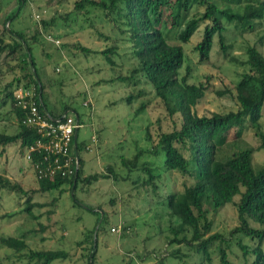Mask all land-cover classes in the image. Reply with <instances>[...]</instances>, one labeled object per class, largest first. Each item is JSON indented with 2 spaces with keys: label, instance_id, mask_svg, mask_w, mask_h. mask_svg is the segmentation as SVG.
<instances>
[{
  "label": "rangeland",
  "instance_id": "374dc122",
  "mask_svg": "<svg viewBox=\"0 0 264 264\" xmlns=\"http://www.w3.org/2000/svg\"><path fill=\"white\" fill-rule=\"evenodd\" d=\"M76 1L79 0H26L14 21V28L25 36L30 45L34 68L47 99L45 101L43 97L46 109L50 111L52 108L53 112L59 113L65 104L70 106L82 124L77 131L76 141L86 145L91 134L96 137L95 144L88 143L86 146L89 149L79 152L84 161L81 171L84 176L95 173L107 175L105 167L111 166L117 175L125 177L126 171L120 165V158L131 159L139 147V151L143 152L139 167L146 164L153 173L159 174V181H153L157 189L154 191L152 184H141L145 176L139 170L133 171L130 179L122 182L102 178L85 185L78 184L73 193L67 192L66 188V192L61 194L57 190L34 194L31 202L42 206L33 210V214L38 217L35 221L23 211L26 206L24 198L2 192L0 236L17 238L23 235V241L30 249L62 250L67 253L64 260L49 264H88L87 255L92 249L95 250L92 264H218L217 253L214 254L216 243L209 246V261L205 260L195 245L167 244L171 239H181L184 234L178 231V223L169 216L163 203L167 193L180 191L181 179L163 171L158 156L148 150L158 133L176 127L177 118L166 115L151 88L139 76L135 75L138 85L131 89L125 83L112 82L118 75H129L133 64L127 49L129 45L122 40L119 31L122 21L114 14L105 17L98 9L86 8L75 13L73 3ZM222 7L243 14L248 12L243 6ZM15 8V0H0V34L4 19ZM202 11L203 8L198 5L190 6L186 13L181 14V24L199 16ZM170 17V11L165 10L161 26L168 44L180 45L183 51L184 63L179 77L185 74V67H188L186 83L205 88L193 112L197 116H208L210 113L234 111V85L246 67L230 62V58L244 62L246 46H255L264 55V38L258 41L260 36L264 37V23L254 33L242 37L226 26L228 31L223 35L224 46L228 47L227 56L219 52L216 39L213 38L208 59L200 62L194 46L201 38L205 23L198 25L187 43L179 44L176 34L181 28H171ZM4 40L10 42L7 37ZM114 44L119 50L112 59L114 65L109 67L96 53ZM76 45L90 52L83 54L74 47ZM5 55L6 52L0 54V133L10 136L16 133V123L11 115L12 106L16 108L14 94L19 89H35L23 79L15 81L30 72V69L20 71L17 58ZM9 92H12L11 98L7 97ZM129 93H139V97L127 103L125 99ZM2 101L5 104L2 105ZM140 104L146 108L135 116L134 112ZM260 124L264 130V107ZM146 128L151 143L145 141ZM238 146H248L254 150L253 169L264 163V154L257 150L258 142L251 130L243 131ZM19 155L17 145L6 148L0 156V175L19 183L23 190L30 191L35 187L32 170ZM136 178H139L137 187L131 184ZM51 199H56L53 213L52 207L47 206ZM237 199L234 198L233 203ZM128 200H131L129 204ZM88 209H93L98 215L88 212ZM103 214L105 218L101 221ZM209 218L212 228L207 236L218 234L235 241L229 234L237 223L232 204L224 206L217 214H210ZM85 233L89 236L88 242L77 246L76 242ZM232 242L229 243L231 252L228 251V259L233 264H244L240 252L232 247ZM242 243L248 247L255 245L254 241L248 240H242ZM261 248L264 249V239ZM0 259L4 264L27 263L18 254L13 255L11 251L3 249H0ZM249 261L246 259L247 263Z\"/></svg>",
  "mask_w": 264,
  "mask_h": 264
},
{
  "label": "trees",
  "instance_id": "16d2710c",
  "mask_svg": "<svg viewBox=\"0 0 264 264\" xmlns=\"http://www.w3.org/2000/svg\"><path fill=\"white\" fill-rule=\"evenodd\" d=\"M15 1V10L2 23L0 54L6 52L5 56L14 55L20 65V71L30 69V72L24 73L15 81L20 82L23 79L26 84L31 83L34 86L37 106L50 120L59 119L63 113L68 114L71 111L80 122L78 114L66 104L59 113L53 112L52 108L47 111L43 97L45 101L47 99L34 68L30 45L25 36L14 28V21L26 0ZM193 5L202 7V13L181 24V14L186 13ZM222 6H243L242 8L248 9V12L244 14L240 11L233 12L230 8ZM86 8L101 10L105 17L114 14L122 21L120 23L122 29L119 31L123 36L122 40L129 45L127 49L133 64L129 75H118L112 79V82L125 83L131 89L138 85L136 78L134 79L135 75L139 76L151 88L166 115L177 118V125L173 121L176 127L158 133L154 143H151L147 128L144 131L145 141L150 142L152 146L148 152L158 156L163 171L181 179L180 191L167 193L163 203L169 216L178 223V231L184 234L181 239H171L167 244L195 245L205 260L209 261V246L216 243L214 254L217 253L218 264H233L228 259V251L231 252L229 243L232 240L218 234L207 236L212 228L210 214H217L224 206L232 204L235 207L237 222L229 233L235 239L232 247L240 252L244 264H264V249L261 248L264 239V163L253 169L254 150L248 146H238L243 131L249 129L257 139V150L264 154V130L260 124L264 107V55L255 46H246L244 62L230 58V62L246 67V71L240 75L234 85V111L197 116L193 108L203 96L205 88L202 85L186 83L188 67H185V74L179 77L184 63L183 51L180 45L168 44L161 26L164 11H170L171 28H181L176 34V40L179 44H185L195 33L198 25L205 23L201 38L194 46L199 61L208 59L213 38L216 39L219 52L226 57L228 47L224 46L223 35L228 31L226 26L231 31L237 32L239 37L254 33L261 23H264V0H79L73 3L75 13ZM110 21L113 22L114 19ZM4 37L10 42H5ZM263 38L260 36L258 41ZM74 47L83 54L90 52L78 45ZM117 50L119 49L114 44L96 55H100L105 64L112 67L114 65L112 59L117 55ZM11 93L9 92L7 97L11 98ZM137 97L139 93H129L125 100L130 103ZM4 101L1 102L2 105L5 104ZM12 107L11 115L16 123V133L10 136L0 133V156L5 152V148L12 145H17L19 153L22 154L25 147L37 138L32 129L21 125V111L17 107ZM145 108L144 104H140L134 115L138 116ZM84 145L75 139L77 170L69 179L53 182L35 181L34 189L25 191L19 183L0 175V194L3 192L24 198L26 206L23 211L35 221L38 217L33 214V210L42 206L31 202L34 194H45L51 190H57L61 194L66 188L67 192L73 193L78 184L85 185L102 178L122 182L129 180L133 171L139 172V170L145 176L141 184L143 186L152 184L153 190L156 191L157 184H153V181L155 179L159 181V174L153 173L146 164L139 167V158L143 154L139 151V147L131 159L120 158V165L126 171L125 177L117 175L111 166L105 167L107 175L95 173L84 176L81 172L84 161L79 155V152L84 150ZM131 184L139 185V178L134 182L131 181ZM71 196L73 198L72 194ZM234 198H238L235 203H233ZM127 202L129 204L131 200ZM55 203L56 199H51L47 204L52 207V213ZM112 204L110 200V205ZM87 211L98 215L93 209ZM104 218L103 214L101 221ZM172 234L175 235L174 232ZM23 238V235L17 238L0 236V249L11 251L13 255L18 254L20 258L26 260V264H49L67 257V253L62 250L30 249ZM88 239L89 236L85 233L76 245L81 247L88 242ZM242 240L254 241L255 245L248 247L242 243ZM94 255L95 250L92 249L87 255L88 264H92ZM246 259L250 261L247 263ZM0 264H4L2 259Z\"/></svg>",
  "mask_w": 264,
  "mask_h": 264
},
{
  "label": "built area",
  "instance_id": "2783aa9c",
  "mask_svg": "<svg viewBox=\"0 0 264 264\" xmlns=\"http://www.w3.org/2000/svg\"><path fill=\"white\" fill-rule=\"evenodd\" d=\"M55 44H58L57 42ZM34 90L19 89L14 94L16 107L22 113L21 125L32 129L37 138L23 151V157L32 170L34 181L53 182L69 179L77 170V154L74 151L73 135L81 127L73 112L61 116L59 121L50 120L39 110ZM85 103H83V107ZM88 143H96L91 134ZM87 143V144H88ZM86 144V145H87ZM84 145V149L89 147ZM111 232H114L111 229Z\"/></svg>",
  "mask_w": 264,
  "mask_h": 264
},
{
  "label": "water",
  "instance_id": "95a60500",
  "mask_svg": "<svg viewBox=\"0 0 264 264\" xmlns=\"http://www.w3.org/2000/svg\"><path fill=\"white\" fill-rule=\"evenodd\" d=\"M65 114L66 113H63L62 116H64ZM74 117H75V119H77L76 115H74ZM57 121H59V119ZM75 139H76V133H74V135H73V146H74V148H75Z\"/></svg>",
  "mask_w": 264,
  "mask_h": 264
},
{
  "label": "crops",
  "instance_id": "0c3cea01",
  "mask_svg": "<svg viewBox=\"0 0 264 264\" xmlns=\"http://www.w3.org/2000/svg\"><path fill=\"white\" fill-rule=\"evenodd\" d=\"M76 136H77V132H76ZM8 147H10V146H8ZM7 147V148H8ZM5 151H6V148H5ZM4 154V153H3ZM22 155V158L24 159V157H23V153L22 154H20L19 156H21ZM26 162V161H25ZM35 182V181H34Z\"/></svg>",
  "mask_w": 264,
  "mask_h": 264
}]
</instances>
